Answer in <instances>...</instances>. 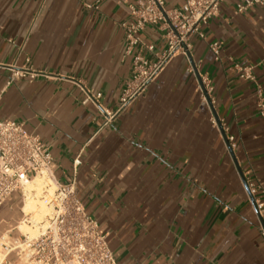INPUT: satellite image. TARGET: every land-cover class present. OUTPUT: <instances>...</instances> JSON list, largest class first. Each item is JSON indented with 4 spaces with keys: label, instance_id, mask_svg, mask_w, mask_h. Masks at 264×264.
Segmentation results:
<instances>
[{
    "label": "crops",
    "instance_id": "crops-1",
    "mask_svg": "<svg viewBox=\"0 0 264 264\" xmlns=\"http://www.w3.org/2000/svg\"><path fill=\"white\" fill-rule=\"evenodd\" d=\"M95 1L0 0V121L20 123L48 147L54 177L73 183L117 264H264L243 183L264 198V118L255 84L235 67H251L264 95V7L237 14L241 0L222 2L189 55H175L119 109L132 67L120 23L132 21L137 0L84 5ZM183 3L164 0L169 10ZM140 38L165 50L154 26ZM25 67L41 76L12 79ZM86 92L101 95V109ZM212 116L234 136L231 153ZM23 209L17 193L0 207V264H22L4 246L28 227Z\"/></svg>",
    "mask_w": 264,
    "mask_h": 264
},
{
    "label": "built area",
    "instance_id": "built-area-1",
    "mask_svg": "<svg viewBox=\"0 0 264 264\" xmlns=\"http://www.w3.org/2000/svg\"><path fill=\"white\" fill-rule=\"evenodd\" d=\"M100 1L84 5L87 9L97 10ZM224 1L184 0L181 8L169 10L165 8L164 0H137L135 6L130 7L132 21L120 23V28L126 43L125 54L132 55L131 77L119 97V109L128 106L141 94L175 55H189L192 38H205L203 27L218 15L219 5ZM256 5L264 7V0H241L235 11L244 13ZM148 26H154L163 33V52H155L154 45L141 40L140 34ZM209 49L215 60H219L221 43L212 42ZM235 67L240 79L255 84L258 114L264 118V95L262 87L255 82L252 68ZM38 76L41 73L27 67L12 69V79L33 80ZM202 87L203 99L210 104L211 89L204 84ZM100 99V94L86 92L84 101H91L100 108ZM105 115L110 117L107 112ZM211 125L220 129L227 149H233L234 136L227 133L216 117L212 116ZM52 163L48 147L37 136L27 134L20 123L0 121V207L17 193L24 208L25 187L41 180L43 188L38 199L46 201L50 209V215H45L39 222L28 219L24 214V224L37 226V235L19 231L20 238L4 246L5 251L15 252L22 264H117L105 236L99 232L98 223L86 214L77 199L73 183L64 185L58 182ZM246 187L253 199L251 205L257 213L259 234L264 241V198L256 197L260 187L254 182L247 183ZM44 225L47 229L43 230Z\"/></svg>",
    "mask_w": 264,
    "mask_h": 264
},
{
    "label": "bare ground",
    "instance_id": "bare-ground-1",
    "mask_svg": "<svg viewBox=\"0 0 264 264\" xmlns=\"http://www.w3.org/2000/svg\"><path fill=\"white\" fill-rule=\"evenodd\" d=\"M40 181V180H39ZM36 183V182H35ZM30 185H31V187H32V183H29L26 187H25V193H26V190H27V188L30 190ZM35 188V187H34ZM43 188V182L41 181V182H39V184L37 185V183H36V188L34 189V190H31V191H29L30 193H32V192H35L34 194H30L29 192L28 193H26L25 194V197H26V200H25V205H24V209H23V211H24V213L27 215V216H29L31 213H36L37 211V208H38V204L40 203V205H39V207H40V209H38V212H37V214H38V216H40L39 214L41 213V214H44V212H46L45 210L47 209V213H46V215H48L50 212V209L47 207V203L46 204H44V202H46V201H40L39 200V203L37 202V199H38V196L40 195V192H41V189ZM33 189V188H32ZM50 193H51V191H49ZM47 207V208H46ZM36 214V215H37ZM50 215V214H49ZM32 217V215L30 216V218ZM36 217V216H35ZM40 217H42V216H40ZM29 219V218H28ZM30 220H32V219H30ZM36 220V219H35ZM25 227H27V226H25ZM22 228V227H21ZM28 228V227H27ZM44 229H47V225H46V227L44 226ZM43 229V230H44ZM25 230V229H24ZM25 234H28V233H26L25 232Z\"/></svg>",
    "mask_w": 264,
    "mask_h": 264
},
{
    "label": "rangeland",
    "instance_id": "rangeland-1",
    "mask_svg": "<svg viewBox=\"0 0 264 264\" xmlns=\"http://www.w3.org/2000/svg\"><path fill=\"white\" fill-rule=\"evenodd\" d=\"M36 183H37V185L39 184V182H41V180L39 181V180H36L35 181ZM35 182H33L32 183V187H31V185H30V190L27 188V190H26V193H28L29 191H31V190H34L35 188H36V183ZM35 187V188H34ZM33 188V189H32ZM36 192V191H35ZM35 192H32V193H30V194H34ZM25 193V194H26ZM38 198H39V196H38ZM39 200L40 199H37V202L39 203ZM41 201V200H40ZM44 204H46V202H44ZM39 205H40V203L38 204V208H37V212H38V209H40V207H39ZM48 207V206H47ZM46 207V208H47ZM46 212H44V214H39L40 216H42V217H40V216H38V214H37V212L34 214V213H31L29 216H27L29 219H32V221H34L35 219V221L36 222H39L45 215H46V213H47V209L45 210ZM50 212V211H49ZM37 214V215H36ZM50 214V213H49ZM48 214V215H49ZM32 215V217L30 218V216ZM36 216V217H35ZM45 227H46V225H44ZM25 229V230H24ZM43 229H44V227H43ZM37 231H38V228H37V226H32V227H30V226H28V228L27 227H25V226H23V228H22V232H23V234H25V232L26 233H28L29 235H31V236H33V235H37Z\"/></svg>",
    "mask_w": 264,
    "mask_h": 264
},
{
    "label": "water",
    "instance_id": "water-1",
    "mask_svg": "<svg viewBox=\"0 0 264 264\" xmlns=\"http://www.w3.org/2000/svg\"><path fill=\"white\" fill-rule=\"evenodd\" d=\"M228 151L231 153V149H230V148H228ZM243 183H244V185H245V188H247V187H246V186H247V183L245 182V180H243ZM249 198H250L251 203H253V199H252V197L249 196Z\"/></svg>",
    "mask_w": 264,
    "mask_h": 264
}]
</instances>
